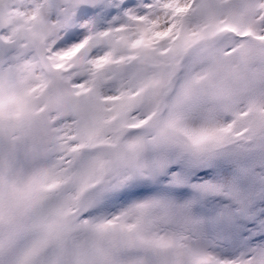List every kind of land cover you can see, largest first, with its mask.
I'll return each mask as SVG.
<instances>
[{
	"label": "snow or ice",
	"instance_id": "1",
	"mask_svg": "<svg viewBox=\"0 0 264 264\" xmlns=\"http://www.w3.org/2000/svg\"><path fill=\"white\" fill-rule=\"evenodd\" d=\"M0 264H264V0H0Z\"/></svg>",
	"mask_w": 264,
	"mask_h": 264
}]
</instances>
